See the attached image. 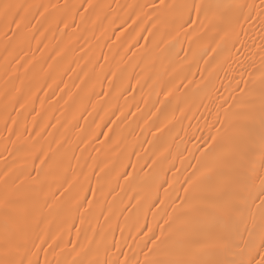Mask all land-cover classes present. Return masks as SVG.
<instances>
[{
  "label": "bare ground",
  "instance_id": "6f19581e",
  "mask_svg": "<svg viewBox=\"0 0 264 264\" xmlns=\"http://www.w3.org/2000/svg\"><path fill=\"white\" fill-rule=\"evenodd\" d=\"M18 2L49 6L65 3L82 5L79 12L85 19L81 22L80 15H77L73 22L71 16L64 17L69 25L65 28L63 23L37 17L40 22L33 20L35 27L24 30L27 39L22 46H28L25 54L16 46V41L8 45L6 51V29H0V177L10 169L13 171L9 184L12 180L17 183L23 180L27 184L31 182L29 174L35 177V167L40 166V160L29 158L25 161L23 155L16 151L20 145L34 147L35 155L41 159L44 153L51 154L52 151L60 156L72 157L70 161L65 160L67 180L75 184L78 179L85 188L95 189L99 177L104 195L100 192L95 196L91 191L81 192L82 200L99 201L93 203L92 212L85 215L83 224L71 198L79 189V184L60 197L73 211L66 224L57 222L49 226L51 236H59L56 243L61 248L66 245V251L74 244L77 252L87 251L86 256L79 257L85 264L95 258L97 248L102 260L115 259L119 253L114 244H119L121 251L131 256L138 251L136 241L132 239L136 231L130 232L136 216L131 210L120 212V209L126 206L131 209V205L139 200L146 213V219L143 215L140 217L141 226L151 225L159 234L156 223L160 220L162 209L167 207L171 213L172 207L168 206L171 200H175L177 205L180 200L169 189L172 197L166 200L165 205L157 203L152 208L149 205L157 196L165 199L164 190L168 188V184L163 183L165 180L172 182L178 178L181 183H174L173 187L179 189V195L183 196L184 178L195 171L197 158L207 148L202 137L209 135L207 125L215 122L217 106L222 102L219 97L229 94L221 85L227 86L233 76L239 79V71L242 70L239 60L244 57L232 49L231 59L224 62L228 53L221 52L223 44L217 47L220 38L212 28L200 29L196 34H192L191 27L178 35L166 31L163 26L153 29L151 36L147 31L141 32L140 28L151 29L152 21L145 19L139 26L132 24L128 19L131 10L126 6L151 4L153 0ZM211 2L230 4L237 0ZM255 2L259 3V0ZM88 3L110 6L104 8L108 19L97 21L91 9L85 12ZM144 11L149 12L150 8ZM54 15L59 16L60 13ZM114 18L116 23L112 24ZM125 20H128L127 24ZM76 24H79L78 28ZM245 28L250 29L249 36L258 44L259 25L246 24ZM247 43L250 61L254 59L259 66V56L252 57V52L256 51L252 39H248ZM38 45H48L47 51L38 53ZM132 46L136 47L134 52ZM25 66L28 67L27 72ZM256 75H259L258 70ZM210 82L215 84L218 92L211 88ZM169 89L172 95L166 97ZM5 93H8L7 98ZM20 104H25V107L20 108ZM9 152L13 154L9 155ZM125 173H130L135 182L130 183L131 177H126ZM85 176L90 183L85 181ZM157 176L163 187L158 193H153L151 200L142 199L151 190ZM67 186L64 185L65 188ZM2 189L0 181V191ZM112 210H115V215L111 214ZM154 213L156 219H153ZM160 223L163 221L160 220ZM45 238L49 244L53 243L52 239ZM105 247L108 249L106 252ZM40 258L43 260V252ZM123 258L120 256V259ZM140 258L143 259L142 254ZM48 259H53V256L49 255Z\"/></svg>",
  "mask_w": 264,
  "mask_h": 264
},
{
  "label": "snow or ice",
  "instance_id": "6c2138e0",
  "mask_svg": "<svg viewBox=\"0 0 264 264\" xmlns=\"http://www.w3.org/2000/svg\"><path fill=\"white\" fill-rule=\"evenodd\" d=\"M80 7L82 5L68 3L49 6L20 3L18 0H0V29H6L5 50L7 51L8 45L14 41L17 47L26 42L24 30L34 28L32 21L40 22L37 17L57 24L63 23L65 28L69 25L64 17L71 16L75 22L76 16L80 15L83 22L85 18L79 12ZM105 7L110 6L88 3L84 11L91 9L97 21L102 22L108 19V15L104 14ZM126 7L131 10L128 19L132 24L139 26L145 19L152 21L151 29L140 28L141 32L147 31L149 36L153 35V29L161 26L177 35L189 27L192 28V34L198 33L200 29L212 28L220 38L217 47L220 48L223 44L221 52L228 53L224 62L231 59L232 49L244 59L239 60L242 69L239 71V79L233 76L227 86L221 85L229 94L227 97L223 94L219 97L222 102L217 106L215 122L207 125L209 135L202 137L207 143V148L197 158L195 171L184 178L183 185L186 186L183 187V196L179 195V189L173 187L174 183H181L178 178H174L172 182L165 180L163 183L168 184V188L164 190L165 199L157 196L149 205V208L156 207L157 203L165 205L166 200H171L172 197L169 189H172L180 200L178 205L175 200H171L168 205L172 207L171 213L167 207L162 209L160 220L163 223L161 224L160 220L156 223L159 234L151 225L141 226L140 217L143 215L146 219V213L138 200L137 204L131 205V209L128 206L120 209V212L131 210L136 216V222L130 232L136 231L132 239L136 241L138 251H134L130 256L121 251L119 244H114L119 256L102 260L100 249L97 248L95 258L88 260L87 264H264V0H259V3L255 0L251 3L248 0H237L230 4L215 3L211 0H153L151 4ZM148 8L150 11L145 12ZM41 9L43 11H40ZM137 9L139 11H136ZM54 13L60 15L56 16ZM93 23L95 24V21ZM111 23L115 24L116 19ZM124 23L127 24L128 20ZM246 24L259 25L258 44L249 36L250 29L245 28ZM76 27L78 28L79 24H76ZM248 39H252V46L256 49L252 52V57L258 55L260 58L259 66L254 59L250 61L247 55ZM237 44L240 45L239 48L236 47ZM27 71L28 67L25 66V72ZM211 88L215 89L214 83H211ZM170 95L171 89L165 93L166 97ZM7 96L8 93H5L6 98ZM25 104H20V108H24ZM181 111L183 113V110ZM216 124L220 127H215ZM5 151L8 149L5 148ZM16 151L23 155L25 161L29 158L33 161L39 159L40 166L35 167V177L29 174L28 179L31 182L27 184L23 180L19 183L12 180L9 184L13 171L11 169L0 177L3 183V189L0 191V264H85L79 257L86 256L87 251L77 252L75 244L67 251L66 245L61 248L60 244L56 243L60 237L51 236L49 226L57 222L66 224L71 218L73 208L60 197L70 193L77 184L79 189L71 198L75 201V211L79 213L80 223L83 224L85 215L92 212L93 203L99 201L82 200L81 192L91 191L93 196L100 192L104 195L103 185H99V177L97 188H85L78 179L74 184L65 176V160L70 161L72 157L60 156L52 151L51 154L44 153L41 159L35 155L34 147L23 145L16 147ZM40 151L43 152V149ZM12 154L9 152V155ZM125 176L131 177L130 183L135 182L130 173H125ZM84 179L90 183L87 176ZM163 183L157 176L152 182L151 190L147 191L142 199L151 200L153 193H158ZM65 184L68 185L67 188L64 187ZM109 207L111 209V206ZM111 214L115 215V210H112ZM153 219H156L155 213ZM120 231L123 233L124 229L121 228ZM46 236L52 239L53 243L49 244ZM45 244L48 245L47 248L44 247ZM128 247L132 248V245ZM57 249L60 251L57 252ZM104 250L108 251L107 247ZM41 252L44 253L43 260L40 258ZM141 254L143 259L140 258ZM49 255H52L53 259H48ZM120 256L124 258L120 259Z\"/></svg>",
  "mask_w": 264,
  "mask_h": 264
},
{
  "label": "rangeland",
  "instance_id": "374dc122",
  "mask_svg": "<svg viewBox=\"0 0 264 264\" xmlns=\"http://www.w3.org/2000/svg\"><path fill=\"white\" fill-rule=\"evenodd\" d=\"M48 46V45H38V53H40V52H42V51H47L46 49V47ZM28 46H26V45H23V46H21L20 48H19V50L22 52V54H25V53H27L28 52ZM136 50V47L135 46H132V51L134 52Z\"/></svg>",
  "mask_w": 264,
  "mask_h": 264
}]
</instances>
